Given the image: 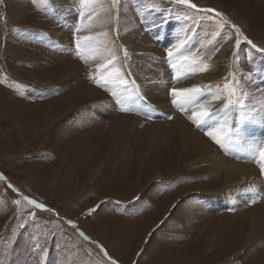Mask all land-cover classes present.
<instances>
[{"label":"rangeland","instance_id":"374dc122","mask_svg":"<svg viewBox=\"0 0 264 264\" xmlns=\"http://www.w3.org/2000/svg\"><path fill=\"white\" fill-rule=\"evenodd\" d=\"M190 4L0 0V109H11L0 119L3 264H219L238 224L233 213L255 209L261 198L246 197L237 204L241 207L227 204L226 196L215 197L219 177L195 176L207 172L202 164L185 163L179 176L163 181L150 176L156 167L147 164L158 157L166 163L157 170L174 175L163 141L180 113L191 134L190 149L204 136L222 156L240 160L231 154L238 139L240 148L254 153L246 161L264 173L257 162L264 147V0ZM223 61L228 66L220 67ZM204 65L207 70L200 72ZM78 84L88 91L87 101L59 108L60 99ZM193 86L203 91L201 103L222 101L203 126L182 111L187 104L173 103L172 89ZM93 104L104 114L94 115ZM47 112L54 119L49 126ZM119 116L136 121L120 133L118 151L91 177L88 171ZM221 125L222 130L235 129L223 147L208 135ZM155 133L159 138L146 149V169L137 173L133 162L141 136ZM128 175L132 178L126 184L122 178ZM137 175L138 188L132 187ZM216 216L223 219L218 251L199 255ZM258 242V249L239 262L220 264H251L264 254V242Z\"/></svg>","mask_w":264,"mask_h":264},{"label":"bare ground","instance_id":"6f19581e","mask_svg":"<svg viewBox=\"0 0 264 264\" xmlns=\"http://www.w3.org/2000/svg\"><path fill=\"white\" fill-rule=\"evenodd\" d=\"M130 51L131 50L127 49V47L125 46L123 52L124 53L126 52L127 54H129ZM223 59H225V58H223ZM225 65L228 66L227 61L226 62L223 61V63L221 64L220 67L224 68L223 66H225ZM68 76H70V75H68ZM46 83L51 84L52 80L47 79ZM65 95L66 96L63 99H60V101L57 104V106L59 108L63 107L64 105H68V106L74 105L78 100L80 101V104L84 103V101H87L88 91L85 90L84 86H82L81 84H78L76 89H74L73 91H69ZM88 98H90V96ZM95 99H96V97H95ZM95 103H97V102H95ZM203 104H205L209 108V111H210L213 109L215 110V108L218 107V104H222V101L219 103L216 102V104H214V103H203ZM96 105H98V104H96ZM96 105L93 104V106L89 108L91 110V112L94 115L95 114H97L98 116L103 115L104 109L99 110L96 107ZM163 106L167 107V108L168 107L171 108L167 104H164ZM105 108H106V106H105ZM198 108H199V105L187 104L186 108L182 111H187V112L189 111L188 113H193L194 111H197ZM10 113H11V109L9 107L1 108L0 109V119H3L4 116L9 115ZM179 114L180 113H177L178 116L176 118V121L172 125L171 133L168 134L163 141V144L166 147L164 152L168 153L171 156V160H172L171 165L174 168L173 169L174 175H172V176L163 175L162 171L157 170L158 167H160V166L162 167V165L166 163L164 160H161L160 158L157 157L156 159L150 160L149 161L150 163L147 164V166L151 165L153 168L156 167L155 170L153 169V171L150 172L151 173L150 176H152L153 179H159L162 181L163 180H169V179L174 180L175 179L174 177L176 175L177 176L180 175L177 173L179 172V168L181 166H183V164L188 163V162H191V164H199V165L202 164L204 166V168H206L207 172L201 173L202 170H200V172L197 173L195 176L198 178H201V177L203 178L204 176H208L210 178L219 177L221 188L218 189L219 192H217L218 190H215V192H217V194L216 195L214 194V195H215V197H219L221 195L220 198H223V200L226 196L229 199V202L227 201V204L228 203H234L235 205L242 204L244 202V198L249 197V196L261 198L259 205L255 209L251 210V208L247 207L242 212L235 213L234 211H232V212H234L233 215H235V216H233L234 217L233 221H237L238 224H237L236 230L233 231L232 234L227 239L228 240L227 243H229V246L227 245L225 248H223L222 256H220V258L217 262H219V264L222 262H224V263L233 262V261L239 262L240 257L247 254L248 252H250L254 248L258 249V243H259L258 241L261 242V240H263V242H264V173H261V171L258 169L259 167L256 166L255 164L246 161V159L249 160L250 157H252L254 153H250V151H248L247 148H245V150H243L244 148H240V146L237 144V142H239L238 139H235V141H233L234 149L232 150L233 153H231V154H236L235 155L236 158L238 157L240 160H237V159L233 160V159H229L225 156H222L221 154H223V152H220L218 150L219 147L217 148V146L214 143H211L204 136L199 137L196 145L192 146L190 149L189 148V141L191 139V134L189 133V131L186 128V125H185L186 123L184 122L183 117ZM51 115H50V112H47V114L44 116L45 117L44 118L45 124H48V126L51 124L52 120H54ZM134 121H136V119L133 116H129L126 118L119 116L115 119L113 124L111 123L110 131L108 132V138H106V139H108V142L103 143V145H104L103 149H101L100 154H99L100 158H98L96 160V162H94L91 165L93 167V165L95 164V166L93 168H91L90 171H88V173L91 177L95 176L101 172L103 165H104V162L106 160V157H108V159H111V157H113V154H115V152L118 151L119 148H118V145L116 142L120 141V133L122 134V132H124V130L127 127H130ZM159 127L161 128V126H159ZM29 132L32 133V130H29ZM157 133H155V136H151L149 134L148 136H145L146 138L143 136H141L142 138L141 137L138 138V139L141 138L142 140L139 143L138 149L136 150V156H135V160L133 162V165L135 166V171H137V173L140 172L141 170H143V168L145 171V169H146L145 165L147 163L146 160L148 159L146 157L148 154L147 152L150 149L152 143L155 142L159 138V136H158L159 134H157ZM138 134H139L138 131H136V133L135 132L133 133V135H135V136ZM129 140L130 139H128V141ZM241 144L243 145V143H241ZM123 145H124V143H123ZM254 146H256V145H254ZM146 149H148L147 152H146ZM215 150L219 151V153L214 155V154H212V152ZM70 151H71V149L68 148L66 150V153H69ZM258 165H259V163H258ZM167 167H168V165H167ZM256 167H258V168H256ZM192 176L195 177L194 174ZM140 177L141 176H139V175H137V177H135V179L132 181V183H133L132 187L138 188L137 185H139ZM131 178L132 177L129 175L125 176L122 178V181H124V183L127 184V183H129ZM82 183H83V180L81 179L79 184L81 185ZM171 183H172V181H171ZM85 184H87V183H85ZM227 198H226V200H227ZM255 202H254V204H255ZM237 206L241 207L240 205H237ZM227 216H229V215H227ZM214 219H217V221L211 225V227H210L211 230H210L209 234L206 233L207 235L205 236V238L202 242L203 247L201 248V250L197 249L198 250L197 253L199 255H200V253L204 254V251L206 252V254H209V253L213 254L214 251H218V250H216L218 248V246H217L218 245L217 231H218V229L220 230V225H221L223 219H222V216H219V217L216 216V217H214ZM197 245H200V244H197ZM198 247H200V246H198ZM242 250L244 252L240 253V252H242ZM200 258H202V257H200ZM196 260H199L197 256H196L195 261ZM196 264H202V263L198 261ZM251 264H264V254L262 256H260L257 260L253 261Z\"/></svg>","mask_w":264,"mask_h":264},{"label":"snow or ice","instance_id":"6c2138e0","mask_svg":"<svg viewBox=\"0 0 264 264\" xmlns=\"http://www.w3.org/2000/svg\"><path fill=\"white\" fill-rule=\"evenodd\" d=\"M83 2L88 3L91 2V0H83ZM177 3L182 4V5H188L190 4V0H176ZM192 8H196L197 6L195 4H190ZM84 39H90L89 37H85ZM239 42L237 41V44ZM255 48V45H253ZM261 52H264V49H260ZM178 54V53H177ZM174 55V51L172 48L168 49V57L171 58ZM208 68L207 65H204L203 67L199 68L198 70L200 72L206 71ZM171 93L176 97V100L173 101V103H180L182 101L183 104H190V105H199V108L197 111H194L192 115L189 117V119H195L198 123V125L203 126V124L206 123L207 120L211 119L212 115H215V112H210L209 108L201 103V99L203 98V91L200 87H190V88H174L171 90ZM182 110L183 106L181 105ZM122 112H128L130 111L129 108L126 107H121L120 109ZM171 118V117H169ZM223 125H221L220 128H217L215 131L209 132L208 135L211 136L213 141L217 144L223 147L225 145L226 141H231L232 140V133L235 131L234 128L232 129H227V130H222ZM261 167L262 170H264V147H261L259 149V158L257 161ZM0 177H2V174H0ZM11 187V185H9ZM25 200H28V202L32 205H34L36 208L39 209H45V205L37 203L35 200H29L28 197L24 198ZM254 202V201H253ZM16 203H19L17 201ZM100 205L94 206L92 209L89 210V214L92 212H95ZM69 225H71L74 229H76L81 236H84V239H89V237L85 236L82 231H80L77 226L75 225L74 221L69 220L68 221ZM105 255L107 253L105 252ZM0 264H3L2 261H0ZM113 264H116L115 261H113Z\"/></svg>","mask_w":264,"mask_h":264}]
</instances>
